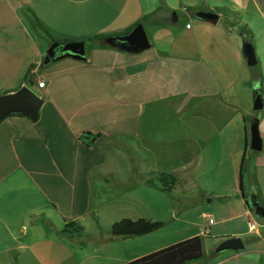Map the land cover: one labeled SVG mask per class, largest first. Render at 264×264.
<instances>
[{
  "label": "crops",
  "instance_id": "1",
  "mask_svg": "<svg viewBox=\"0 0 264 264\" xmlns=\"http://www.w3.org/2000/svg\"><path fill=\"white\" fill-rule=\"evenodd\" d=\"M160 2L170 11L144 27L148 49L92 47L81 59L42 65L47 35H123ZM198 11L219 19L206 23ZM236 13L264 21V0H0V95L27 85L42 99L37 120L0 122V264H126L195 236L203 238L206 264H264V218L246 207L255 195L264 208V123L254 155L250 125L237 116L256 118L249 88H257L231 27L220 25ZM246 145L244 199L238 177ZM154 173L177 179L165 194L170 205L205 201L218 212H202L211 218L207 228L141 252L140 241L130 243L136 237H113L110 229L122 219L154 221L136 211L118 216L150 207L149 193L160 192L148 184H156ZM72 222L82 234L62 238ZM234 237L244 250L211 263L217 245Z\"/></svg>",
  "mask_w": 264,
  "mask_h": 264
},
{
  "label": "rangeland",
  "instance_id": "2",
  "mask_svg": "<svg viewBox=\"0 0 264 264\" xmlns=\"http://www.w3.org/2000/svg\"><path fill=\"white\" fill-rule=\"evenodd\" d=\"M227 16V15H226ZM228 18V16L226 17ZM220 22V25L230 26L232 29L233 35L238 40V46L241 48V35L244 37H248L251 40V43L255 50V55L258 61V64L254 67H246L245 71H247L248 75L251 78V83L254 84V87L258 89L259 86L262 85L264 91V21H258L256 16H249L246 13H236L233 14L228 19H224ZM193 20V19H192ZM264 20V19H263ZM230 21V22H229ZM171 25V23H170ZM31 88V86H30ZM35 94H38V91L35 88H32ZM250 97L254 98V91L252 92L249 88ZM253 102V99H252ZM243 115V111H241ZM253 115H256L258 119V130L259 123H264V109L258 112L251 110ZM246 126L249 127L250 125V117H245ZM237 119L240 121V125H244L243 116H237ZM249 130V129H248ZM260 134V133H259ZM253 153V152H251ZM255 155V152L253 153ZM131 194V193H130ZM251 196V195H250ZM149 200L151 201V205L148 208H141V209H133L131 207H127L125 209H121L118 212V216L127 215L129 212H143L144 216L149 218L152 216L154 219L153 222H160L162 223V227L157 231H154L148 235L139 236L131 241L130 243H136L140 241L141 243V252L147 251L148 249L152 250L154 248H159L164 243L167 242H174L181 238L190 236L196 233L203 225H204V218L207 214L206 212L210 213H217L218 209L212 207L209 204H206L205 201L201 205L190 206V207H182V204H176L172 207L169 204V200L165 194L160 192H153L149 193ZM171 207V209H170ZM171 212V215L169 213ZM254 220V219H253ZM255 221V220H254ZM256 222V221H255ZM250 237V236H247ZM155 241V244L152 245L151 243ZM139 243V242H138ZM209 246V247H208ZM211 244L206 246L211 250ZM223 253V252H222ZM226 253V252H224ZM213 251L211 252L210 258H213V263L216 260V256H212ZM206 259L199 260L200 264H206Z\"/></svg>",
  "mask_w": 264,
  "mask_h": 264
},
{
  "label": "water",
  "instance_id": "3",
  "mask_svg": "<svg viewBox=\"0 0 264 264\" xmlns=\"http://www.w3.org/2000/svg\"><path fill=\"white\" fill-rule=\"evenodd\" d=\"M194 16L206 23L215 25L219 16L209 11L195 12ZM176 22L175 13L171 16V23ZM104 42L118 48L132 52L143 51L149 48V41L142 24L135 25L129 33L113 37H107ZM241 52L247 67H254L258 64L255 50L252 43L241 35ZM85 42H73L67 44L52 43L48 47L42 60V65L46 66L57 58L64 55H71L77 59L85 56ZM42 107V99L35 94L29 86L24 85L18 90L0 95V122L11 115H23L32 121L37 120L38 113ZM252 109L255 112L263 109L262 98L259 91L254 90ZM250 150L259 152L262 148V141L258 130V119L254 118L250 124ZM246 207L252 212L256 219L264 218V208L259 205L256 196L251 195ZM244 250V245L240 237L228 238L220 242L214 250L217 255L221 252H240Z\"/></svg>",
  "mask_w": 264,
  "mask_h": 264
},
{
  "label": "trees",
  "instance_id": "4",
  "mask_svg": "<svg viewBox=\"0 0 264 264\" xmlns=\"http://www.w3.org/2000/svg\"><path fill=\"white\" fill-rule=\"evenodd\" d=\"M169 11L170 9L166 6V4L164 2H160V6L155 11L143 16L124 34L129 33L132 30V28L137 24H142L143 27H146L147 25L150 24H158L159 22H161L160 19L161 15ZM47 36H49L48 38L50 40V44L52 43L67 44V43L83 41L85 42L86 48H92V47L116 48L115 46L106 44L104 40L107 38V36H103V35H93L81 39H55L50 35ZM24 82L27 83L28 85L31 83L27 76L24 78ZM243 120L245 122L244 117ZM246 150H247V145L245 147L244 154L240 162V167H239L240 172L238 177V191L241 193L244 199H246L247 196L243 193L242 170L245 162ZM154 175L156 177V184L154 183H148V184L155 186L157 190L163 194H170L179 184L177 179L171 174L154 173ZM162 226L163 225L160 222H150L144 219H140L136 221L130 219H122L111 226L110 234L113 237H119L123 239L131 238V237H139L157 231ZM82 232L83 229L77 223L72 222V223L64 224L62 230L59 232V235L62 238L70 239L80 236ZM203 256H204L203 238L200 236H195L126 264H190L201 260ZM212 256H216V255L213 253Z\"/></svg>",
  "mask_w": 264,
  "mask_h": 264
},
{
  "label": "built area",
  "instance_id": "5",
  "mask_svg": "<svg viewBox=\"0 0 264 264\" xmlns=\"http://www.w3.org/2000/svg\"><path fill=\"white\" fill-rule=\"evenodd\" d=\"M186 27L189 28L190 26L187 25ZM38 63H39L38 60H33L32 65H38ZM36 85H37L38 87H42V86H43V82L40 81V80H38V81L36 82ZM204 221H205V222H204V227H205V228H207L208 226L211 225V218H210V217L206 216V217L204 218ZM255 226H256V225H255V222H254V221H252V220L248 221V228H249V231H250V232L255 233V230H256V227H255ZM203 234H204V235H207V231H206L205 229H204V231H203Z\"/></svg>",
  "mask_w": 264,
  "mask_h": 264
}]
</instances>
